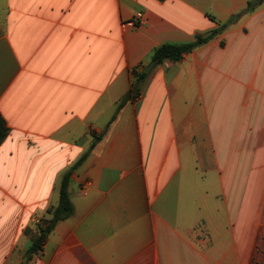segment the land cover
Listing matches in <instances>:
<instances>
[{
    "label": "crops",
    "instance_id": "0c3cea01",
    "mask_svg": "<svg viewBox=\"0 0 264 264\" xmlns=\"http://www.w3.org/2000/svg\"><path fill=\"white\" fill-rule=\"evenodd\" d=\"M229 21L154 66L30 257L133 69ZM0 112V264H264V0H0Z\"/></svg>",
    "mask_w": 264,
    "mask_h": 264
},
{
    "label": "trees",
    "instance_id": "16d2710c",
    "mask_svg": "<svg viewBox=\"0 0 264 264\" xmlns=\"http://www.w3.org/2000/svg\"><path fill=\"white\" fill-rule=\"evenodd\" d=\"M256 6L255 1H251L246 8L245 12H250L254 10ZM231 21L222 24L221 26L211 30L208 34H198L196 40L189 43H164L158 46L152 55V62L155 65H160L166 60L178 61L183 58V56L189 52H192L196 48L208 43L215 36L222 33ZM134 81L132 83L129 91L121 98L116 106V110L112 115L110 121L105 127V130L102 134H94V140L91 143L89 149L80 157V159L68 170L62 179L60 186L59 201L56 206H53L48 210L49 217L42 219L40 221V234L34 238L30 247L27 250V254L31 257L34 253H37L42 249L43 244L45 243L48 235L55 229L57 224L60 221L70 218L75 210L74 203L71 198V193L69 192V184L72 178L74 171L88 158L91 151L97 145V143L102 139L104 134L109 129L113 121L118 117L119 112L122 108L129 102L137 100L141 95L145 85V82L150 76V72H146L145 69L138 70L137 68L133 69ZM10 133V128L7 125L6 119L0 112V145L4 142L7 136Z\"/></svg>",
    "mask_w": 264,
    "mask_h": 264
},
{
    "label": "built area",
    "instance_id": "2783aa9c",
    "mask_svg": "<svg viewBox=\"0 0 264 264\" xmlns=\"http://www.w3.org/2000/svg\"><path fill=\"white\" fill-rule=\"evenodd\" d=\"M132 21H133V23L135 24L136 27L141 26L145 22L144 14L143 13L137 14L136 17L133 18Z\"/></svg>",
    "mask_w": 264,
    "mask_h": 264
},
{
    "label": "water",
    "instance_id": "95a60500",
    "mask_svg": "<svg viewBox=\"0 0 264 264\" xmlns=\"http://www.w3.org/2000/svg\"><path fill=\"white\" fill-rule=\"evenodd\" d=\"M257 1L260 2V0H257ZM154 66H155V63H154V62L150 63V64L146 67V72H150V71L154 68ZM73 184H74V179L71 178V180H70V184H69V192L72 191Z\"/></svg>",
    "mask_w": 264,
    "mask_h": 264
},
{
    "label": "rangeland",
    "instance_id": "374dc122",
    "mask_svg": "<svg viewBox=\"0 0 264 264\" xmlns=\"http://www.w3.org/2000/svg\"><path fill=\"white\" fill-rule=\"evenodd\" d=\"M38 219H39V217H38ZM41 219V218H40ZM40 222V221H39Z\"/></svg>",
    "mask_w": 264,
    "mask_h": 264
}]
</instances>
